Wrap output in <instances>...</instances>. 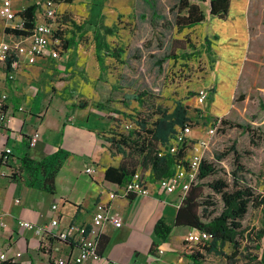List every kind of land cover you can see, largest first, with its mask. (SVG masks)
I'll return each instance as SVG.
<instances>
[{
  "label": "crops",
  "instance_id": "0c3cea01",
  "mask_svg": "<svg viewBox=\"0 0 264 264\" xmlns=\"http://www.w3.org/2000/svg\"><path fill=\"white\" fill-rule=\"evenodd\" d=\"M31 3L11 0L15 10ZM176 3L177 0H72L56 3L54 11L58 17L65 15L74 23L88 19L107 27L116 26L113 33L116 35L128 24L132 28L131 40L152 38L169 43L177 53H180V38L184 35L199 45L206 39L209 46L206 49L203 44L202 47L214 58L212 70L220 78V88L230 90L231 95L237 89L255 90L264 100V0H228L224 18L209 15L208 0H191L190 3L197 4L202 11L203 20L181 30L173 23L172 8ZM57 22L60 29L68 25ZM63 37L62 33V40ZM104 39L110 47L121 49L117 57L120 59L125 48L111 46L106 37ZM11 40V34L2 28L0 21V41ZM173 43L178 45L172 47ZM60 49L57 58H40L32 64L21 57L11 79L0 74V95H5L3 109L8 115L6 126H0V143L11 151L6 163H0V220L3 223L0 246L9 254L20 249L18 261L21 264L35 259L43 261L36 248L39 238L30 230L19 228L17 221L43 225L55 216L59 227L88 224L95 204H102L120 217L121 224L103 226L98 251L101 259L89 264H151L159 258H163L160 264H175L177 256L180 257L181 239L189 228L172 227L161 242L154 236L152 227L160 217L171 224L180 202L178 191L161 192L156 181L150 180L148 171L141 174L148 187L147 195L123 196V184L104 180V169L117 166L121 158V154L110 155L105 142L109 120L91 101L74 104L50 96L47 84L54 73H60L58 65H65L69 47ZM104 57L117 60L102 55L99 68L94 55L98 75L105 68ZM126 124H131L130 119L121 125L124 128ZM34 131L38 139L33 147H28L27 137ZM188 139L193 141V138ZM189 152L186 149L184 157H188ZM22 158L29 162V167L9 178L7 167L19 168ZM38 162L42 165H35ZM57 162L59 166L49 192L42 189L41 184ZM87 166L91 169L89 173L84 171ZM109 192L116 196L110 199ZM53 204L55 210L50 209ZM171 233L176 236L175 243L169 242ZM151 243L157 245L152 247ZM71 247L63 246L62 252L67 253Z\"/></svg>",
  "mask_w": 264,
  "mask_h": 264
},
{
  "label": "rangeland",
  "instance_id": "374dc122",
  "mask_svg": "<svg viewBox=\"0 0 264 264\" xmlns=\"http://www.w3.org/2000/svg\"><path fill=\"white\" fill-rule=\"evenodd\" d=\"M98 24V21L84 19L75 23L79 25V31L70 24L62 29L63 38H72L73 43L66 52L65 65H58L60 73L50 77L47 84L50 96L74 104L91 101L110 122L105 138L110 132H125L122 122L138 113L146 114L149 103L170 111L178 102L186 107L187 122L191 127L188 138L193 141L186 147L189 154L198 153L200 159L215 167V175L202 182L217 176L231 184L234 172L241 184L250 186L254 192L264 191V100L258 92L237 89L231 95L230 90L220 88V78L212 70L214 58L203 49V44L199 45L188 35L180 38V53H177L169 43L152 38L131 40L129 31L132 34V28L128 24H124L119 34L105 36L111 46H122L125 51L117 60L104 57L105 68L98 75L91 39V28ZM177 45L173 43L172 47ZM163 56L168 57L159 62ZM199 89L207 90L209 94L201 105L195 102ZM222 120L228 123L222 125ZM209 127H214L213 135L207 133ZM200 140L206 143L203 148L198 146ZM231 148L238 153L237 160ZM207 192L204 188L203 194ZM241 223L259 226V210L248 208ZM169 238L170 243L177 241L175 234L171 233ZM217 247L220 253L207 252L198 248L196 242L185 241L184 236L178 252L197 254V258L193 261L177 256L175 264L188 261L192 264H264L255 257L250 258L256 256L254 248L249 247L246 251L242 248L232 256L229 244ZM162 260H153L151 264H160Z\"/></svg>",
  "mask_w": 264,
  "mask_h": 264
},
{
  "label": "trees",
  "instance_id": "16d2710c",
  "mask_svg": "<svg viewBox=\"0 0 264 264\" xmlns=\"http://www.w3.org/2000/svg\"><path fill=\"white\" fill-rule=\"evenodd\" d=\"M56 3H70L72 0H52ZM191 0H177L174 9L173 23L177 30L189 28L203 20V13L199 6L190 3ZM204 1V0H193ZM38 7L36 2L26 5L21 11L23 18V30L5 29L8 34L27 35L33 27L35 11ZM228 7V0H208L209 15L224 18ZM56 21H62L72 25L79 31V25H75L67 16L60 15ZM116 26L107 27L102 24L93 27L91 31L95 59L99 68L102 67V55H109L117 59L121 49L112 48L105 41V35H112ZM73 43L72 38L61 41L62 49H67ZM204 47L209 46L208 41H203ZM168 56H163L158 61L161 62ZM9 60L6 61L8 66ZM140 104L143 101L138 100ZM146 114L138 113L131 118V127L124 129L125 132L113 133L105 138L110 155L121 154L117 166H108L104 169L103 178L105 181L118 185L124 184L130 179L132 174L139 170L148 171L151 181H156L172 173L174 165L180 161L185 154V147L181 146L174 153L164 152L157 156L159 145L166 146L176 133L177 129L188 121L186 107L176 102L173 108L168 111L159 105L149 103ZM188 123V122H187ZM225 120L221 124H227ZM234 159L237 160L238 153L231 148ZM57 153V152H56ZM218 156L216 159L218 160ZM1 163V162H0ZM35 165H42L41 162ZM59 163L53 167L44 178L41 188L51 192V182L58 168ZM29 162L22 158L18 170L28 168ZM215 167L211 162L200 159L195 180L188 185L179 205L177 206L171 224L166 223L163 217L158 218L152 227L154 236L163 242L169 235L171 228L184 226L189 229H196L209 235L207 240L196 242L198 248L207 252L220 253L218 245L229 244L234 256L241 251L248 250L249 247L256 250V256L247 254L250 258L255 257L258 262H264V191L254 192L250 186L241 184L238 178L232 173V182L229 184L225 178L213 177L202 182L206 177L215 175ZM207 193L203 194V189ZM219 206V209L217 210ZM248 208L257 209L260 212L259 226L244 224L243 219ZM100 238L97 243L99 251ZM242 244H244L242 246ZM157 244L151 243L154 247ZM250 245V246H249ZM101 248V246H100ZM193 261L197 254H180ZM2 264H14L3 262Z\"/></svg>",
  "mask_w": 264,
  "mask_h": 264
},
{
  "label": "built area",
  "instance_id": "2783aa9c",
  "mask_svg": "<svg viewBox=\"0 0 264 264\" xmlns=\"http://www.w3.org/2000/svg\"><path fill=\"white\" fill-rule=\"evenodd\" d=\"M38 7L35 11L33 27L27 35H11V41H0V74L7 78H13V71L17 68L20 58L27 64L35 63L40 58H57L61 48L62 33L58 22V16L55 14L52 0H36ZM22 10V9H21ZM21 10L12 8L11 0H0V21L2 28L5 30H23V18L20 16ZM37 14V15H36ZM9 60L8 66L6 61ZM5 95H0V126L3 128L8 121V115L3 109V100ZM208 98L207 90L199 89L195 94V102L198 105L206 102ZM20 109V108H19ZM131 124H126L124 129H128ZM189 123L183 124L177 129L171 141L166 146H160L157 150V156L164 152L174 153L181 146L186 148L190 145L188 135L190 133ZM214 127H209L207 133L213 135ZM38 139V133L32 132L27 137L28 147H33ZM206 145L203 141H198V146L203 148ZM11 154L10 149L0 143V162L5 164ZM200 161L198 153H190L188 157H183L174 165L170 175L156 180L155 185L158 190L165 194L178 191L180 200L183 197L188 185L195 180L197 166ZM7 176L10 178L17 173V167H7ZM89 173L90 167L84 168ZM148 187L144 179L136 171L130 179L122 185V195H147ZM116 194L109 192L108 197L114 198ZM51 210L56 209V205L50 206ZM57 217H51L46 224L36 225L28 221L19 220L17 226L22 229L30 230L37 238V249L43 256V261L29 260L27 264H89L101 259L97 251V243L105 224L112 227H119L121 224L120 217L112 213L102 204H95L94 210L88 224H67L59 227ZM0 226L3 223L0 220ZM209 235L196 230L189 229L185 235V241L198 242L207 240ZM70 245L71 249L63 253V246ZM160 253V251H157ZM22 251L16 250L12 254L7 249L0 246V264L3 262L21 264L18 261ZM133 264V263H130ZM185 264H192L191 261ZM234 264V263H231Z\"/></svg>",
  "mask_w": 264,
  "mask_h": 264
}]
</instances>
